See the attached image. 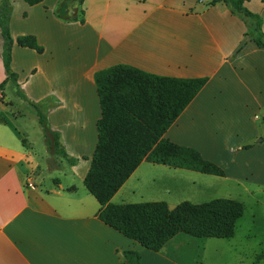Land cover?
I'll list each match as a JSON object with an SVG mask.
<instances>
[{
	"label": "crops",
	"instance_id": "0c3cea01",
	"mask_svg": "<svg viewBox=\"0 0 264 264\" xmlns=\"http://www.w3.org/2000/svg\"><path fill=\"white\" fill-rule=\"evenodd\" d=\"M59 1L44 0L29 6L24 0H8V31L13 40L10 56L40 59L44 53L49 54V90L30 86L27 94H22L36 104L56 101L54 107L44 111L48 126L59 134L66 160L71 158L76 163H68L66 170L62 157L55 155L54 167H39L33 155V147L43 137L38 118L27 115L30 122L26 123L23 113L12 117L11 107L17 100L5 97L6 82L0 92V117L5 118L0 119V264H119L125 251L138 252L139 264H183L171 258L168 251L183 253L193 245L200 249L196 264H218L228 240L178 235L154 253L97 219L100 206L83 185L101 117L93 77L97 71L124 64L157 76L207 78L165 138L196 150L205 161L220 167L225 173L223 178H227V172L239 174L243 170L242 157L255 150L241 145L240 140L246 139L247 118L264 108V48H258L246 36L248 28L240 17L232 15L223 3L211 5L213 0H90L89 8L88 0H84L83 25L56 19L53 11ZM244 7L261 18L264 34V0H248ZM71 29L91 33L90 58L77 82L71 70L64 68L61 73L56 68V63L65 60L64 47L70 44L66 34ZM28 35L44 48L41 56L15 44L18 37ZM32 69L42 72L36 65ZM5 78L4 74L0 76V84ZM32 79L33 75L28 81L18 79L19 89L26 90ZM145 163L116 193L112 204H128L127 191L133 195L137 190L131 186L129 190L127 185L141 182L143 174L139 171ZM165 168L168 170H159L150 179L153 185L169 181L171 186L181 183L197 187L182 177L196 180L195 174L199 173ZM53 169L58 171L57 176Z\"/></svg>",
	"mask_w": 264,
	"mask_h": 264
},
{
	"label": "trees",
	"instance_id": "16d2710c",
	"mask_svg": "<svg viewBox=\"0 0 264 264\" xmlns=\"http://www.w3.org/2000/svg\"><path fill=\"white\" fill-rule=\"evenodd\" d=\"M29 6L44 0H24ZM142 3L144 0H135ZM248 0H213L223 3L234 16L240 17L248 28L246 36L258 48H264L261 18L248 11ZM84 0H60L53 14L63 23H85ZM11 6L0 0V36L3 41L1 58L5 80L0 90L10 81L17 95L25 99L10 71L13 40L8 23ZM15 44L23 49L42 53L43 48L34 36H21ZM101 117L97 121V142L89 171L83 181L88 193L100 209L97 219L140 247L154 253L178 235L196 240H229L234 236L236 221L242 216L243 206L232 200H213L203 204L181 202L170 209L165 202L140 204L111 203L143 163L182 169L213 177H225L217 165L205 161L194 149L182 147L165 138L168 129L206 85L207 78L181 79L153 75L128 65H117L97 71L93 77ZM3 98H0V102ZM35 112L49 153L66 159L60 148L59 134L50 130L45 115ZM74 165L76 160L68 158ZM138 252H123L119 264H139Z\"/></svg>",
	"mask_w": 264,
	"mask_h": 264
},
{
	"label": "rangeland",
	"instance_id": "374dc122",
	"mask_svg": "<svg viewBox=\"0 0 264 264\" xmlns=\"http://www.w3.org/2000/svg\"><path fill=\"white\" fill-rule=\"evenodd\" d=\"M87 3V8H89L90 0H88ZM66 35L70 39V44H66L64 47L66 53L64 62L62 63L61 61L56 63V68L61 73L64 68L71 70L73 73L72 76L74 77L73 80L77 82L80 80L79 78L83 71V67L88 63V59L90 58L89 54L91 53H89V44L91 33L79 29H71ZM1 42L3 41H1L0 38V45ZM50 49L49 52L56 57L58 54L53 48ZM34 52L41 56L44 53V48L42 53ZM103 52L105 51H102V53ZM47 55L49 54L44 53L45 57L40 59H36L34 56L26 57V55L17 56L13 59L10 56L9 67L10 71L15 75L16 81L18 79L28 81L29 75H33L34 77V79L30 81L31 85H29L28 88L26 87V90L21 88V93L27 94L30 86L40 90H49L51 87V80L48 76ZM60 56L59 58L61 60L62 58ZM34 65L38 66L42 72L35 73L33 69L31 70ZM114 66L117 65L110 67ZM3 72L4 68L0 76L3 74L5 75V72ZM54 72L60 74L56 70H54ZM8 82L7 86L3 88V93L8 99L17 100L14 107L10 106L12 108V117H14L15 114L21 115L23 113V118L26 119V123H29L30 117L27 115L34 114L37 116L35 107L45 115V109L56 105V101L54 102V100H48L46 103L42 100L37 104L32 103L28 98L21 100L17 95V88L12 82ZM43 103L44 105H42ZM0 119L5 120L4 117H0ZM9 120L13 125L15 124L13 119L9 118ZM247 122L244 132L246 139L240 140L241 145L247 144L246 146H252L255 150L251 154L242 157L243 159L241 162L243 170L239 174H236L237 176L232 174L233 172H227V178L211 177L201 174H195V176L198 177L196 180H194V177L190 176L182 177L184 181H190L189 183L195 182L197 187H188L185 186L186 184L182 185L181 183L180 186H176L175 183L171 186V183H167L169 181H163L162 183L153 185L150 182L153 175L160 173L161 171L159 170L168 169L164 166H155L146 162L139 171L140 174H143L141 182L139 184L129 182L127 185L129 190L131 186V188L136 189L137 192L134 191L132 195L130 191H127L128 197L126 203L140 204L164 201L168 203L170 208H173L184 201H189L196 205L219 199L236 201L243 206V213L236 221L234 237L224 243L226 248L223 250V258L218 261V264H264V108L261 111L256 110L251 117L249 116L247 118ZM94 131L96 132V129ZM44 141L45 139L42 137V139L40 138L35 144L33 151L36 155L34 153L33 155L39 167L45 170L47 167H54L57 161L55 159L56 156L49 153ZM61 160L64 162V169L67 170V165H69L68 161L62 158ZM61 160L59 159V161ZM57 172L58 171L54 169L52 171V173H55V176L58 175ZM170 175H172V173H170ZM173 187L175 190L172 189ZM198 251H200V249L193 245L189 246L187 251L183 253H181L182 251L178 252L174 249H170L168 255L183 264H196L194 259L197 257Z\"/></svg>",
	"mask_w": 264,
	"mask_h": 264
}]
</instances>
